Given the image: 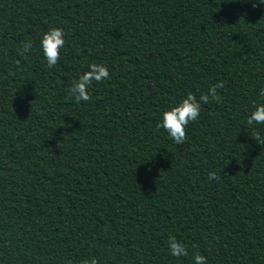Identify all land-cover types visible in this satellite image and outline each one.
Listing matches in <instances>:
<instances>
[{
    "label": "trees",
    "instance_id": "obj_1",
    "mask_svg": "<svg viewBox=\"0 0 264 264\" xmlns=\"http://www.w3.org/2000/svg\"><path fill=\"white\" fill-rule=\"evenodd\" d=\"M92 63L111 79L77 103ZM221 82L185 143L157 130ZM262 89L260 0H0V264H264Z\"/></svg>",
    "mask_w": 264,
    "mask_h": 264
},
{
    "label": "clouds",
    "instance_id": "obj_2",
    "mask_svg": "<svg viewBox=\"0 0 264 264\" xmlns=\"http://www.w3.org/2000/svg\"><path fill=\"white\" fill-rule=\"evenodd\" d=\"M264 3V0H260ZM256 6L255 4L253 5ZM43 54L47 60L48 68L56 66L60 60L61 50L65 45V33L61 28H52L44 34L41 41ZM32 50L31 41L23 42L22 48L19 50L20 55L30 53ZM88 71L82 74L77 81H74L69 89V96L75 97L77 103L83 101L88 102L92 100L89 94V89L93 83H100L105 80H110L111 75L109 68L104 64L92 63L89 65ZM224 84L218 83L212 85L206 94L199 97V100L195 95L191 93L182 100L178 106L172 107L170 110L163 113L162 121L157 123V130L163 128L167 131L169 136L174 140L177 145L183 144L187 141V126L196 121L201 112V105L208 104L215 101L221 102V95L218 91L223 89ZM261 95H264V89L261 90ZM247 124L252 125H264V105L255 107V110L248 116ZM258 144L264 145V138L261 137L259 132H255L253 137ZM219 176L215 172H210L208 180H217ZM169 250L175 257H187L189 255L185 245L176 240L175 237H170L168 242ZM195 264H207V260L200 254H194ZM82 264H98L96 258L85 260Z\"/></svg>",
    "mask_w": 264,
    "mask_h": 264
}]
</instances>
